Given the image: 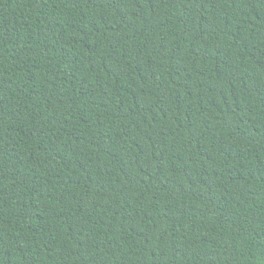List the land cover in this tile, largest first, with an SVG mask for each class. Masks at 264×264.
Wrapping results in <instances>:
<instances>
[{"label":"trees","instance_id":"obj_1","mask_svg":"<svg viewBox=\"0 0 264 264\" xmlns=\"http://www.w3.org/2000/svg\"><path fill=\"white\" fill-rule=\"evenodd\" d=\"M0 264H264V0H0Z\"/></svg>","mask_w":264,"mask_h":264}]
</instances>
